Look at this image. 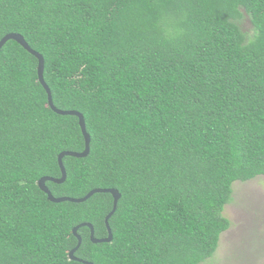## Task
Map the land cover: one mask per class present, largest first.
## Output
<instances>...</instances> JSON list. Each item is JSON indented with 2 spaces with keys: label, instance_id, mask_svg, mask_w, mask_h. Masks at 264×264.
Masks as SVG:
<instances>
[{
  "label": "trees",
  "instance_id": "trees-1",
  "mask_svg": "<svg viewBox=\"0 0 264 264\" xmlns=\"http://www.w3.org/2000/svg\"><path fill=\"white\" fill-rule=\"evenodd\" d=\"M248 22L249 28L244 24ZM43 58L53 106L82 115L85 158L63 157L55 198L115 189L109 243L92 264H204L230 222L232 186L264 176V0H0V40ZM75 116L48 106L37 59L0 49V264L70 260L72 229L107 237L110 194L52 203L59 153H80Z\"/></svg>",
  "mask_w": 264,
  "mask_h": 264
},
{
  "label": "rangeland",
  "instance_id": "rangeland-1",
  "mask_svg": "<svg viewBox=\"0 0 264 264\" xmlns=\"http://www.w3.org/2000/svg\"><path fill=\"white\" fill-rule=\"evenodd\" d=\"M244 27L249 28L248 22ZM232 191L222 213L230 227L204 264H264V176L236 182Z\"/></svg>",
  "mask_w": 264,
  "mask_h": 264
},
{
  "label": "water",
  "instance_id": "water-1",
  "mask_svg": "<svg viewBox=\"0 0 264 264\" xmlns=\"http://www.w3.org/2000/svg\"><path fill=\"white\" fill-rule=\"evenodd\" d=\"M14 41L16 42L18 45H20L26 52H28L30 55H32L33 57H35L37 59V78H38V82L41 84V86L43 87V89L46 92L47 95V103L49 108L56 114L58 115H69V116H75L78 119V125L81 131V134L83 136V140H84V150L80 153H76V152H68V151H64L58 154L57 156V164L60 170V178L59 179H53L50 177H42L38 180L37 182V186L38 188L46 195L47 200L49 202L52 203H60V202H72V203H81L86 201L87 199H89L92 195L97 194V193H107L110 194L112 199H113V205H112V209L111 211L106 215L105 219H104V224H105V228L107 231V237L103 238V239H95L94 238V233H93V228L90 224H80L76 227H74L72 229V234L74 235V237L77 240V245L75 246V248H73L69 254L68 257L70 260L73 261H79L83 264H92L90 262H84L81 260H78L77 258H75L73 256L74 252L79 248L80 243H81V238L76 234L77 230L80 227H87L90 231V241L93 244H98V243H109L112 240V234L108 225V219L112 216V214L114 213L115 209H116V205L117 202L120 198V194L117 190L115 189H94L91 190L90 192H88L83 198L80 199H72V198H67V197H60V198H55L51 195V193L49 192V190L47 189V187L45 186V182L49 181V182H53L55 184H61L65 181V177H66V173H65V169L62 165V159L63 157H73V158H85L88 155L89 152V135L86 133L85 130V124H84V120L83 117L80 113L75 112V111H62V110H58L53 106L52 100H51V94L50 91L48 89V87L46 86L45 82L43 81V58L40 54H38L37 52L33 51L28 45L27 43L24 41V39L22 38V36L18 35V34H7L5 35L1 40H0V49L1 47L7 42V41Z\"/></svg>",
  "mask_w": 264,
  "mask_h": 264
}]
</instances>
